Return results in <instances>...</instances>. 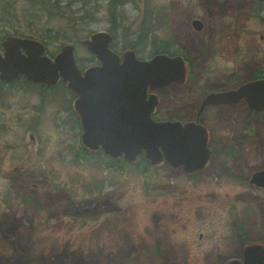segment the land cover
Here are the masks:
<instances>
[{
  "label": "rangeland",
  "instance_id": "obj_1",
  "mask_svg": "<svg viewBox=\"0 0 264 264\" xmlns=\"http://www.w3.org/2000/svg\"><path fill=\"white\" fill-rule=\"evenodd\" d=\"M58 2L50 14L32 0H0V42L39 39L50 56L71 43L79 66L94 60L80 44L94 31L112 33L117 51L136 41L140 59L168 43L197 65L189 85L162 87L156 120L192 119L212 83L242 82L264 64V11L245 0H124L115 17L108 0ZM64 87L42 96L24 78L0 85V264H224L248 242L264 245V189L249 183L264 169V110L206 108L211 162L191 178L81 155Z\"/></svg>",
  "mask_w": 264,
  "mask_h": 264
},
{
  "label": "water",
  "instance_id": "obj_2",
  "mask_svg": "<svg viewBox=\"0 0 264 264\" xmlns=\"http://www.w3.org/2000/svg\"><path fill=\"white\" fill-rule=\"evenodd\" d=\"M264 1V0H263ZM199 20L193 26L200 29ZM113 35L106 30L92 32L80 44L100 62L81 70L74 45L67 43L50 56L43 41L7 35L1 42L0 80L10 82L22 76L32 83L55 86L61 80L76 98L73 110L82 118L81 145L89 151L100 148L114 159L130 164L138 156L158 167L165 161L192 174L210 159L208 129L197 121L156 120L157 89L183 83L189 68L182 56L157 53L149 59L137 57L126 48L122 57L110 47ZM243 102L247 108L264 110V78L242 83L235 89L212 92L201 102L231 105ZM249 182L264 188V169L252 173ZM224 264H264V245L248 242L240 258Z\"/></svg>",
  "mask_w": 264,
  "mask_h": 264
},
{
  "label": "flooded vegetation",
  "instance_id": "obj_3",
  "mask_svg": "<svg viewBox=\"0 0 264 264\" xmlns=\"http://www.w3.org/2000/svg\"><path fill=\"white\" fill-rule=\"evenodd\" d=\"M207 2L208 1H211L212 3H221V2H224V4L228 1V0H206ZM246 1V8H249V9H256L255 11L256 12H259L260 10L261 11H264V1L263 0H245ZM224 4H223V6H224ZM256 7V8H255ZM223 9L224 10H226L227 8H225V7H223ZM199 18H193L191 21H190V23H191V27H193V29H196L194 26H193V21L194 20H198ZM200 21V25H201V28L200 29H196L195 31H197V32H200V31H202L203 30V28H204V22L200 19L199 20ZM112 34V33H111ZM113 35V34H112ZM260 39H262V40H264V35L263 34H261L260 36ZM114 38V37H113ZM112 41H113V39H112ZM112 41H111V44H110V47L112 48V50H114L115 52H117L118 54H119V56L120 57H122V52H123V50L124 49H126V48H124L122 51H117V50H115L114 49V47L112 46ZM135 50V49H134ZM166 50H167V48H166ZM160 53H166V54H168V55H170L169 53H167L166 51H162V52H160ZM137 54V53H136ZM175 55H178V56H182L183 57V59L187 62V64H188V68H189V72H188V75H187V77H186V79H185V81L183 82V83H171V84H173V85H177V86H179V87H182V86H185V85H189L190 84V82L192 81V79H194V77H192L194 74H195V71H194V67H195V65H197L195 62H193V60H191V59H189L188 57H186L185 55H183V54H174V55H171V56H175ZM138 57V56H137ZM95 64H100V62L95 58V56H94V60H92V63L90 64V65H95ZM90 65H87V66H79L80 68H81V70L83 71V69H85L86 67H88V66H90ZM21 78H23L22 76H20V77H18L17 79H15V80H13V81H10V82H5V81H3V80H0V82H4L5 84H8V83H12V82H14V81H16V80H18V79H21ZM259 78H264V64L263 65H257L256 67H252V69H251V71H250V74H249V76L247 77V79L246 80H244V81H242V82H239V81H236V79H234L235 81L234 82H232V83H226V82H224V84H221V85H219V83H212L211 84V86H210V88L208 89V91H207V93L205 94V95H207V94H209V93H212V92H220V91H226V90H231V89H235V88H237L239 85H241L242 83H244V82H247V81H250V80H254V79H259ZM25 79V78H24ZM232 78L231 77H229V78H226V81L228 82L229 80H231ZM25 81L26 82H28V83H32V82H29V81H27L26 79H25ZM58 83H63L61 80L58 82ZM57 83V84H58ZM32 84H37V85H39V92H40V94L42 95V96H44L45 95V93L48 91V89H50V88H52V87H54V86H46L45 84H41V83H32ZM64 85H65V83H63ZM170 84V85H171ZM56 86V85H55ZM166 87V86H165ZM65 89H66V93H67V97H68V104L66 105V104H64V106L65 107H68V108H70L71 109V112H73V114H74V121H75V123L78 125V127L80 128V133H79V140H80V148H83V146L81 145V135H82V133H83V126H82V118H81V116L79 115V114H77L74 110H73V101H74V99L76 98V95L71 91V90H69L66 86L64 87ZM164 88V87H163ZM162 88H160V89H157L156 91H155V93H156V95H157V98H158V104L156 105V109H155V111L153 112V117H154V114H155V112L157 111V108H158V106H159V104H160V101H161V98L159 97V92H160V90H161ZM69 95V96H68ZM71 95V96H70ZM204 95V96H205ZM204 96H203V98H204ZM203 98L200 100V102H199V104L197 105L198 106V110L196 111V113H195V116L194 117H192V119H190V120H185V121H193V120H195V121H197L198 123H200V124H202L203 126H206L202 121H201V119H200V116H201V114H202V112L206 109V108H208V107H231V108H233V107H236V106H238V105H242V104H244L243 102H238V103H235V104H231V105H224V104H221V105H207V106H205L200 112H199V109H200V106H201V102H202V100H203ZM43 100V99H42ZM245 105V104H244ZM246 107V106H245ZM246 111L248 112L247 114H255V113H259L258 111H255V110H252V109H249V108H247L246 107ZM261 112V111H260ZM182 122H184V121H182ZM207 127V126H206ZM207 129H208V127H207ZM208 132H209V137H208V143H207V146H208V148L210 149V159H209V162H208V164L204 167V168H202V169H199V170H197L196 172H194V173H192V174H188V176H191V178H193V177H195V176H197V174L198 173H201V172H203L204 170H206V168L210 165V162H211V157H212V150H211V148H210V130L208 129ZM83 149H85V148H83ZM86 150V149H85ZM86 151H88V152H90V153H94V154H96V153H103L105 156H107V157H110L111 159H114V158H112L111 156H109V155H106L104 152H103V150L100 148L99 150H97V151H89V150H86ZM141 156L143 157V158H145L144 156H143V154H140L139 156H138V159H137V162L135 163V164H137L138 163V161H139V159L141 158ZM146 159V158H145ZM114 160H118V161H121V162H125V161H123L122 159H114ZM148 162H149V160L148 159H146ZM150 163V162H149ZM163 165H166V166H168L169 168H171L172 170H181L184 174H187V173H185L184 172V170H183V168L182 167H179V168H173V167H171L170 166V164L168 163V162H164V163H162L160 166H158V167H161V166H163ZM152 166V165H151ZM256 170H259V169H256ZM256 170H254V171H256ZM254 171H252V173L254 172ZM252 173H251V175H252ZM251 175H250V177H251ZM250 179V178H249ZM250 183V182H249ZM251 184V183H250ZM251 185H254V184H251ZM255 186V185H254ZM255 187H257V188H262V187H258V186H255ZM262 189H264V188H262ZM242 254V253H241Z\"/></svg>",
  "mask_w": 264,
  "mask_h": 264
},
{
  "label": "trees",
  "instance_id": "obj_4",
  "mask_svg": "<svg viewBox=\"0 0 264 264\" xmlns=\"http://www.w3.org/2000/svg\"><path fill=\"white\" fill-rule=\"evenodd\" d=\"M32 2H36V4H38V6H40L42 9L48 10V12L50 11V8H51V10H53V9H57L59 7L58 6L59 5L58 0H53V1L52 0H36V1L32 0ZM123 2H124V0H108L109 9L111 10L110 11V15L112 17H115V13L114 12H115L116 6L119 5V4H122ZM135 43H136V41H134V43H132V42L129 43L128 47L134 49ZM167 44L168 43H164L162 45H157V48L155 49V52L167 51L166 50ZM26 83H28V82H26ZM4 84H5L4 82H0V85H4ZM28 84H31V83H28ZM79 150L81 151L80 154L83 155V156H93L94 155V153H90V152L86 151L83 148H80ZM112 161H113V163L121 164L123 166L121 161L114 160V159H112ZM139 162H144L145 166L148 165L149 167H151L153 169L156 168V167L151 166L149 164V162L145 158H143L142 156L139 159L138 163ZM124 164H126V163H124ZM137 164H134V165H137Z\"/></svg>",
  "mask_w": 264,
  "mask_h": 264
}]
</instances>
